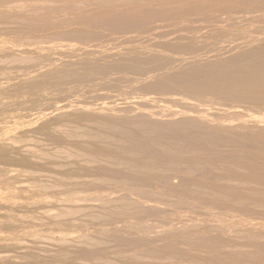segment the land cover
<instances>
[{
  "label": "bare ground",
  "instance_id": "1",
  "mask_svg": "<svg viewBox=\"0 0 264 264\" xmlns=\"http://www.w3.org/2000/svg\"><path fill=\"white\" fill-rule=\"evenodd\" d=\"M64 5L76 12L87 35L99 28L105 30L102 34L107 30L106 36L100 30L97 34L107 37L111 45L95 48L107 63L90 64L91 69L100 74L135 72L134 77L152 68L167 69L139 80L141 89L155 95L145 91L148 94L129 98L127 92L116 104L96 103L103 113L101 120L113 129L114 142L124 153L114 159L117 167L106 171L111 185L120 186L122 192L100 198L105 199L104 217L123 224L121 230L114 229L135 234L124 237L115 231L114 249L108 248L118 252L117 256L132 258L134 264H158V259H165L160 257L168 258L169 264H264V164L257 166L256 162L255 169L249 164L250 159L264 156V109L254 104H264V0H69ZM53 8L50 10L57 9ZM93 49H87L88 53ZM175 65L177 69H173ZM135 82L131 87L135 88ZM171 83L188 94L177 95ZM238 165L243 170L237 173ZM212 169H221V176L219 170L215 174L223 182L208 181L206 171ZM235 179L241 182L237 186V182L232 184ZM223 208L252 218L228 212L221 216L217 210Z\"/></svg>",
  "mask_w": 264,
  "mask_h": 264
},
{
  "label": "rangeland",
  "instance_id": "2",
  "mask_svg": "<svg viewBox=\"0 0 264 264\" xmlns=\"http://www.w3.org/2000/svg\"><path fill=\"white\" fill-rule=\"evenodd\" d=\"M68 1L0 0V264H87L86 262L89 260L88 264H105L106 262L107 264H134L132 258L128 259L126 257L127 259H125L120 253L119 255L121 256H117L118 252L112 250L115 245V238H112L114 237L112 233L119 231L122 234L121 236L124 237L135 234L125 232L123 229L122 233L120 226L123 224L120 221L118 222L116 219L112 221V218L107 221V215L104 217L105 212L103 211L106 209V206L103 201L107 197H116L122 192L120 186L115 185L117 187H114L113 183L111 185L112 180L108 178L109 176H107L106 171L110 173L108 172L109 170L116 168L117 165L114 163L116 160L114 159H116V156L119 158L118 156L124 153L119 148L118 143L114 142L115 138L113 137L115 133L113 129L109 128L106 124L104 125L103 120H101L103 113L100 111V105L102 103L113 105L118 103V101L121 102L127 92V96L125 97L129 95V98L138 94L149 93L148 95H155L153 92L141 89L139 84L144 78H152L153 75L155 77V74L161 75L167 69L165 67L158 68L157 70L155 68H152V70L147 68L146 73L142 74L141 72L140 76L142 75V78L138 76V73L134 77L135 72L134 74L127 73L129 76L124 72L123 75L122 72H118V75H120L118 76L117 70H115L116 72L112 70L109 74H100V72L91 69L89 67L90 64L107 63L104 56H102L103 58L101 55L99 56L95 48H106L111 45V41L109 42L107 37H103L107 33L106 30V33L102 34L104 29H101V31L99 28L97 31L98 33L99 30L101 31L99 34L103 35L102 38L101 36L98 37L99 34L97 32H93V34L88 32V35L84 33L87 31L84 30V25L83 27L82 24H79L76 12L70 10V8L67 10L68 8L64 5ZM53 7H57V9ZM52 8L54 10L51 11L50 9ZM58 9L61 11L60 13ZM49 15L51 18L47 17ZM72 19L73 22H71ZM56 23H60L61 25ZM64 24L69 26L66 28ZM70 26L73 29H70ZM76 26L77 28H82V32H84L82 33L81 29L78 28V30ZM68 29L70 30L66 31ZM64 32H67V34L61 35ZM68 32H70V35H68ZM75 33L78 34L79 38L75 36ZM81 35H84L83 38L88 41L85 39V41L81 40L83 39L80 38ZM95 37L99 38V41ZM103 38L106 40H102ZM100 41L102 44H100ZM84 43L86 46L89 44L90 49L94 47V52L88 53V50H92L88 48L89 46H85V48ZM177 68L178 65L173 67V69ZM113 77H115V82ZM121 77L123 79L130 77L131 81L129 79V81L122 80ZM136 77H139V79L134 80ZM89 78L90 81L88 80ZM111 80L113 81L112 83ZM107 81L106 85L105 82ZM132 81H138L137 83L135 82V88L131 87L134 84ZM100 83L103 85L102 88H100ZM116 84H123L127 88L130 87L129 91L127 88H122L123 90H121L120 88L123 85L120 87V85ZM171 84L172 87L181 89H179L181 92L176 89L174 90V88L171 89L177 95L185 96L188 94V92L185 93L184 88L173 83ZM133 90L135 91L134 93H132ZM145 91L148 93H145ZM101 93H104V96ZM105 93L108 95L110 93L111 95L108 97ZM118 95L120 96V100ZM114 96L116 99H114ZM96 100L100 101V103ZM75 103L77 104L76 106ZM254 104L255 107L264 109V104ZM97 124L99 125L97 126ZM100 125L102 126L100 127ZM94 130L96 133L93 132ZM98 131L101 137L97 136ZM94 136L96 137L94 138ZM111 159L112 161H110ZM259 159L263 161L264 156L263 158L260 156V158L257 157L249 160L251 169L264 164V161L262 163ZM111 162L116 166H111L113 165ZM256 162H258L257 166L255 165ZM252 165H255V168ZM248 166L250 168V165ZM237 168H239L235 169L237 173L239 170H243L241 165H238ZM212 170L206 171V175L208 176L209 174L210 176L208 177L209 180L206 177L207 180L210 182H223L224 180L218 179L219 175L221 176V169H218L219 175H217L218 173L215 174L218 170L214 169L216 170H213L214 172ZM216 176L215 180L214 177ZM105 177L108 180H105ZM98 179L101 181H98ZM237 180H232L234 181L232 184L237 182L235 183L237 186V184L241 183ZM238 186L243 187V185ZM68 194L71 196L69 197ZM100 198L105 199L102 200ZM73 208H80L81 210L88 208L89 210L85 209V211L83 209L85 212L82 210L81 213V211L76 210L75 212ZM96 208L98 209L96 210ZM220 210L218 209L217 211L221 212L218 213L221 216L225 212H228L230 215L233 213V211L225 208L222 209L224 211ZM67 213L70 215H67ZM233 215L238 217L242 213L234 212ZM244 215L246 216H242L251 217L248 214ZM100 219L103 224L100 221L98 222ZM115 224L117 225L115 226ZM99 226L101 227L99 228ZM113 226H118L120 230L119 228L114 229ZM82 236H84L83 240ZM87 237L93 240H89ZM98 238H103L105 241L101 239L102 241L99 244ZM108 240L114 244L108 242ZM102 242L108 243L107 246ZM95 253H97V256ZM92 254L96 257L92 256ZM161 258L165 259H158V264H169L168 258ZM101 259L102 261L99 262L98 260ZM147 259L145 260L150 261L149 258Z\"/></svg>",
  "mask_w": 264,
  "mask_h": 264
}]
</instances>
